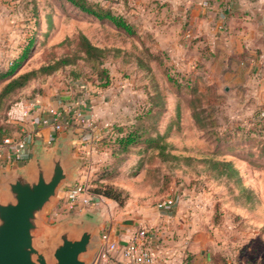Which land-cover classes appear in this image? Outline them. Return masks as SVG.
Wrapping results in <instances>:
<instances>
[{
	"label": "rangeland",
	"instance_id": "obj_1",
	"mask_svg": "<svg viewBox=\"0 0 264 264\" xmlns=\"http://www.w3.org/2000/svg\"><path fill=\"white\" fill-rule=\"evenodd\" d=\"M93 1L119 11L118 0ZM13 4L19 12L15 21H19V26L15 29L21 39L11 43L15 51L7 60H0V67L9 66L30 38L34 44L22 71L66 54L82 56L78 47L80 33L107 48L104 65L111 75L107 87L100 85L98 75L83 58L46 77L84 83L90 98L102 94L104 101H113L115 109H109L110 131L90 142L94 147L90 148V154L73 155L83 159L75 181L86 169L91 188L112 184L124 189L128 197L120 203L92 190L102 195L99 201L68 209L64 205L63 187L58 193L59 200L48 214V223L55 225L73 216H97L101 221L100 238L102 224L120 219L128 205L155 208L165 197H178L179 202L190 197V216L210 234L207 249L213 259L222 255L231 258L232 264H264V155L244 137V127L251 125L249 116L258 109L243 114L235 107L236 94L231 89L226 90L222 82L214 78L200 80L199 64H193L190 72L179 68L170 49L162 47L154 33L140 28L137 21L132 20L138 32L131 35L65 0H15ZM72 69L81 71L79 79L71 78ZM170 73L196 83L202 96L194 94L187 86L176 85L169 79ZM44 77H37L30 86L37 89L39 80ZM156 83L160 86L159 92ZM151 98L159 100L160 105L154 106V111L141 122L146 125L147 134H164L160 140L162 147L141 143L127 152L112 154L115 142L110 134L114 126L129 127L137 110L149 104ZM205 101L213 108L207 112L212 114L207 119L208 124L202 126L195 120L191 102L203 104ZM211 159L232 160L241 171L243 183L252 191H243L236 181L218 176ZM219 246L224 250L220 251Z\"/></svg>",
	"mask_w": 264,
	"mask_h": 264
},
{
	"label": "crops",
	"instance_id": "obj_2",
	"mask_svg": "<svg viewBox=\"0 0 264 264\" xmlns=\"http://www.w3.org/2000/svg\"><path fill=\"white\" fill-rule=\"evenodd\" d=\"M14 2L0 0V60H7L15 51L11 43L21 39L16 33L19 12L16 4L11 5ZM118 4L120 12L131 21H137L140 28L153 32L160 45L170 49L179 68L190 72L193 64H199L200 80L214 78L222 82L226 90L231 89L236 94L235 107L243 114L255 109L264 113V0H118ZM220 24L224 28H220ZM69 83L50 77L39 82L42 88L39 92L34 86L25 89L24 96L10 109L6 119L9 130L5 137H18L24 130L32 133L31 155L17 161L19 166L30 162L36 140L41 139L47 149L53 144L55 139L50 142L52 125L34 122V119L38 121L49 115L48 109L52 106L63 109L66 116L71 106L82 109L91 120L85 129H75L85 139L74 141L73 155L77 152L90 154V148H94L90 142L112 128L109 109H115L113 101H104L102 94L90 98L84 83ZM24 108L30 109L25 117L21 115ZM6 155L4 147L0 152V167L9 168L14 162L6 161ZM177 198L178 204L167 211L157 206L130 208L128 205L120 219L103 223L102 228L109 230L114 239L124 241L138 226L146 223L154 226L160 248L153 264H232L231 258L222 255L212 258L207 249L210 234L190 216V197L183 202ZM218 249L224 250L223 246ZM123 261L121 252H116L109 263L96 264Z\"/></svg>",
	"mask_w": 264,
	"mask_h": 264
},
{
	"label": "water",
	"instance_id": "obj_3",
	"mask_svg": "<svg viewBox=\"0 0 264 264\" xmlns=\"http://www.w3.org/2000/svg\"><path fill=\"white\" fill-rule=\"evenodd\" d=\"M77 134L62 130L47 149L35 141L27 165L14 161L0 167V264H95L101 241L100 219L69 217L55 225L47 218L59 200V190L74 183L83 166L73 156Z\"/></svg>",
	"mask_w": 264,
	"mask_h": 264
},
{
	"label": "trees",
	"instance_id": "obj_4",
	"mask_svg": "<svg viewBox=\"0 0 264 264\" xmlns=\"http://www.w3.org/2000/svg\"><path fill=\"white\" fill-rule=\"evenodd\" d=\"M65 1L69 2L82 12L90 14L102 21H108L117 28L122 29L131 35H135L138 32V27L135 23L130 21L124 13L115 10L110 5L93 0ZM49 22L51 26V18L49 19ZM78 41L79 50L83 52L82 56H78L77 54H66L51 62L44 63L39 67L22 71L34 44V40L30 38L28 43L22 48L21 52L11 60L9 66L0 67V142H2L9 130V126L6 124V119L9 116L10 109L22 96H24V90L32 85L33 80L37 77L45 75L44 79L39 80L45 82L47 80L46 76L57 72L62 66L77 64L79 58H83L98 75L102 87H107L110 84V70L104 65L107 56V48L93 43L85 33L79 34ZM71 73V78L74 80L79 79L82 74L81 71L76 69H72ZM168 77L176 85L181 87L187 86L194 94L197 92L199 97L202 96V94L200 95L198 85L191 82L189 78L183 79L178 75L174 76L172 73L168 74ZM41 90V87L35 89L36 92ZM156 90L158 92L161 91L160 86L157 83ZM191 104L193 105V115L196 122L202 126H206L208 124L207 119L212 116V114L208 115L207 113L213 108L212 105L208 104L207 101L203 104L193 102H191ZM159 105V100L156 101L151 98L149 104L140 107L137 110L134 120L128 125L129 127L120 125L114 126L111 132L112 134H110L111 137H114L113 140L115 142L112 154L127 152L132 146L141 143H145L151 147H162L160 140L164 137V134H158L157 136L147 134V127L141 122L143 117L154 111V106L159 107ZM249 123L251 124L249 127H244V137L248 138L247 140L250 146L256 145L260 154L264 155V114H262L261 111L254 112L249 119ZM210 163H212V168L217 171L218 176L236 181L243 191H252L249 186L243 183L241 171L232 160L211 159ZM91 189L113 198L120 203H124L128 197V193L124 189L112 184L99 185L98 187ZM188 264L191 263L188 262Z\"/></svg>",
	"mask_w": 264,
	"mask_h": 264
},
{
	"label": "built area",
	"instance_id": "obj_5",
	"mask_svg": "<svg viewBox=\"0 0 264 264\" xmlns=\"http://www.w3.org/2000/svg\"><path fill=\"white\" fill-rule=\"evenodd\" d=\"M219 27L224 28V25L220 24ZM29 114V108L22 110V116L25 117ZM48 114L47 116L41 117L38 121L34 119V122L37 125H52L53 134L50 142L55 139L60 131L67 129L69 126H73L74 129H82L91 124L89 116L82 109L73 108V106L69 108L70 115L68 114V116H66L63 109L55 106L48 109ZM81 138L84 140V135ZM31 142L32 133L24 130L18 137H5L0 143V152L4 147L7 148L6 161L26 160L31 155ZM64 191V205L68 209L77 208L79 205H90L94 201H99L102 198L101 194L92 191L89 173L86 169H83L78 180L69 184ZM175 203L176 197L170 196L160 199L156 206L162 211H167L172 209ZM158 238L154 226H150L147 223L134 229L129 238L124 241L114 239L109 230L102 229L100 235L101 245L96 263H109L114 259L116 252H121L125 261L119 264H153L157 260V252L160 248Z\"/></svg>",
	"mask_w": 264,
	"mask_h": 264
}]
</instances>
